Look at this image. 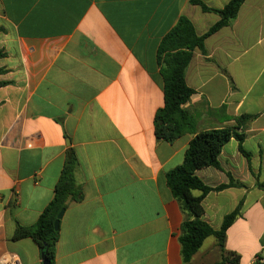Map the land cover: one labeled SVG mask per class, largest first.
Listing matches in <instances>:
<instances>
[{
	"label": "crops",
	"instance_id": "obj_1",
	"mask_svg": "<svg viewBox=\"0 0 264 264\" xmlns=\"http://www.w3.org/2000/svg\"><path fill=\"white\" fill-rule=\"evenodd\" d=\"M200 1L223 9L230 0ZM183 16L198 35L220 20L191 0H0V258L43 264L36 242L13 237L18 225L37 223L73 150L81 199L67 203L55 264H186L184 214L167 174L196 134L247 115L237 129L247 155L232 138L220 168L196 171L212 188L231 178L243 185L210 192L204 221L219 230L240 202L242 216L223 258L209 237L189 264H264V190L256 187L264 181V0H246L233 24L206 40V53L194 52L186 83L195 94L183 108L195 133L158 141V48Z\"/></svg>",
	"mask_w": 264,
	"mask_h": 264
},
{
	"label": "trees",
	"instance_id": "obj_2",
	"mask_svg": "<svg viewBox=\"0 0 264 264\" xmlns=\"http://www.w3.org/2000/svg\"><path fill=\"white\" fill-rule=\"evenodd\" d=\"M245 1L230 0L223 9H214L200 0H191V3L200 6L203 12L217 13L220 20L206 33L198 35L192 21L183 16L162 39L158 48V61L164 82V106L157 111L154 119L155 136L158 141L174 142L185 134L195 133V118L183 108L195 94L186 83L187 69L196 50L206 53L205 42L210 36L233 24ZM2 31L0 29V32ZM2 57L4 53L0 50V58ZM252 119V116L243 115L235 119L236 124L233 128L212 129L196 134L186 151L183 164L167 174V184L184 214L179 241L182 258L186 264L190 263L209 237L217 240L218 247L224 254L227 231L242 216L243 202H240L233 212L225 216L219 230H214L204 221L205 211L202 202L210 192H220L243 185L230 177L228 184L212 188L196 175V171L207 167L220 168V154L232 138L239 142L241 152L246 154L242 147L246 135L239 134L237 129L246 126ZM76 168V154L69 150L52 201L35 225L30 227L18 225L13 237L16 241L32 239L51 264H55L56 244L59 238V231L54 227L57 216L66 209L68 201L81 199L80 186L75 177ZM256 187L264 190V181L258 180ZM194 191L201 194L194 196Z\"/></svg>",
	"mask_w": 264,
	"mask_h": 264
},
{
	"label": "built area",
	"instance_id": "obj_3",
	"mask_svg": "<svg viewBox=\"0 0 264 264\" xmlns=\"http://www.w3.org/2000/svg\"><path fill=\"white\" fill-rule=\"evenodd\" d=\"M0 264H22L20 258L16 255H9L0 258Z\"/></svg>",
	"mask_w": 264,
	"mask_h": 264
},
{
	"label": "water",
	"instance_id": "obj_4",
	"mask_svg": "<svg viewBox=\"0 0 264 264\" xmlns=\"http://www.w3.org/2000/svg\"><path fill=\"white\" fill-rule=\"evenodd\" d=\"M64 212H65V210H62L57 216V219H56L55 224H54L56 231H59V229H60V223H61L62 217L64 215ZM42 261H43V264H51L50 261L47 259V257L44 254H42Z\"/></svg>",
	"mask_w": 264,
	"mask_h": 264
},
{
	"label": "rangeland",
	"instance_id": "obj_5",
	"mask_svg": "<svg viewBox=\"0 0 264 264\" xmlns=\"http://www.w3.org/2000/svg\"><path fill=\"white\" fill-rule=\"evenodd\" d=\"M219 253H220V256L223 258L224 254L221 253L220 248H219Z\"/></svg>",
	"mask_w": 264,
	"mask_h": 264
}]
</instances>
